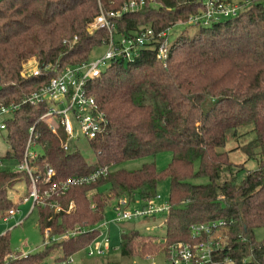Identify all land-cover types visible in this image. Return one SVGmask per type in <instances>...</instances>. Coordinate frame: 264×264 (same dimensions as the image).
Returning <instances> with one entry per match:
<instances>
[{"label":"trees","instance_id":"16d2710c","mask_svg":"<svg viewBox=\"0 0 264 264\" xmlns=\"http://www.w3.org/2000/svg\"><path fill=\"white\" fill-rule=\"evenodd\" d=\"M126 1L0 0V105L19 102L41 85L39 78L21 75L30 59L41 67L59 68L89 59L106 37L104 30H88L99 7L118 9ZM145 2L140 11L117 19L120 31L130 34L150 26L160 32L176 24L197 30L190 37L182 33L171 40L166 65L155 58V43H149L135 62L114 64L89 83L105 115L104 132L88 141L94 162H87L77 148L63 149L64 131L58 128L54 134L39 119L43 105H23L7 119L4 157L16 163L22 160L29 129L34 127L31 140L39 156L32 163V176L39 192L47 187L42 180L46 163L54 170L51 182L89 174L99 166L109 171L54 195L58 211L42 205L33 208L42 236L46 228L51 235L75 226L85 232L26 255L11 252L7 234H2L0 264H40L56 252L64 257L81 252L97 235L93 228L103 220L107 199L133 200L136 194L141 202L147 201L164 179L170 180L164 236L157 243L151 237L135 241L144 236L131 230L121 239L122 256L164 253L168 244L191 240V224L221 218L226 245L213 254L214 259L219 264L225 258L231 264H264V241L254 236V230L264 226V0H239L235 16L207 26L187 24L189 15L202 7L201 0ZM74 36L75 42L63 44ZM161 151L171 154L163 170L150 162L134 170L110 171L126 160ZM247 161L253 162L252 169H246ZM243 170L246 173L237 182ZM21 178L28 182L26 197L31 190L29 174L0 165V216L17 209L18 201L9 198L8 189ZM194 178L207 182L193 183ZM106 184L110 198L99 190ZM136 243L141 249L153 243L157 250L140 253ZM11 253L16 257L10 258Z\"/></svg>","mask_w":264,"mask_h":264},{"label":"built area","instance_id":"2783aa9c","mask_svg":"<svg viewBox=\"0 0 264 264\" xmlns=\"http://www.w3.org/2000/svg\"><path fill=\"white\" fill-rule=\"evenodd\" d=\"M202 7L189 15L187 24L209 25L211 22L223 17L235 16L240 10V6L230 0H201ZM145 0H127L118 9L103 10L99 7L98 14L89 23L88 30L101 29L106 32V37L99 46L106 47L103 55L93 61L87 59L80 63L58 67L47 64L39 66L35 59L27 61L23 65L21 75L26 77H37L42 82L35 90L31 91L19 102H12L0 105V130L6 128V121L23 105L44 106L45 110L39 117L49 127L52 133H57L61 128L65 133V140L62 147L65 151L70 150L68 142L79 136L87 141L96 139L104 132L105 115L99 109L96 99L90 93L89 83L109 69L112 65L122 63L123 65L133 63L140 56L144 47L149 43H155V58L166 65L169 56L170 40L169 30L154 32L150 26H140L131 31L130 34L124 33L117 28V19L126 14L136 13L143 9ZM77 40L74 36L72 41L64 39L63 44L73 43ZM34 127H30V136L26 142L23 158L15 165L16 171H25L31 178V190L28 197L32 200L31 210L35 205L50 206L55 211L61 209L59 203L53 199L54 195H59L68 189L70 185L87 184L96 180L101 175L108 173L107 166H99L89 174L70 176L63 181H52L54 170L49 164H45V175L42 177L43 184L47 187L39 192L32 176L35 167L32 163L39 156L36 146L31 140ZM0 165L2 163L0 162ZM25 198V197H24ZM159 195L147 201H142L139 208L126 210L129 201L119 202L115 208L116 215L109 222L101 221L94 226L97 231L96 237L82 250L87 256L103 255L110 247L109 227H106V235H103L102 225L113 224L131 217H153L158 214L163 215L169 210L168 201L158 202ZM127 199V198H125ZM129 200V199H127ZM17 209H10L7 216H13ZM86 230L80 226L65 229L61 234L51 235L50 229L43 231V244L48 246L53 242H58L66 238H74ZM225 221L223 219H212L207 222L193 223L189 226L190 241L174 242L168 244L164 254L167 264H219L213 254L221 251L226 245L225 240ZM58 256L50 261L44 259L40 264H70L72 257H64L61 252H56ZM27 253L22 252L21 255ZM10 258L16 255L11 253ZM224 264H231L233 261L225 258Z\"/></svg>","mask_w":264,"mask_h":264},{"label":"rangeland","instance_id":"374dc122","mask_svg":"<svg viewBox=\"0 0 264 264\" xmlns=\"http://www.w3.org/2000/svg\"><path fill=\"white\" fill-rule=\"evenodd\" d=\"M232 3L239 5V0H231ZM196 28L188 25L176 24L169 30V40L179 36L184 33L188 37L192 36L196 32ZM106 47L96 46L92 49L89 55V60L93 61L103 55ZM32 61V59L30 60ZM5 131L0 130V161L2 167L5 169L14 170L17 164L10 159L5 158L6 150L8 149L7 142L4 138ZM231 142L228 143L230 145ZM70 149H79L82 156L87 162H94V155L89 147L88 141L79 136L69 140L68 142ZM238 159V156L233 157V161ZM171 160V154L169 151H161L155 156H144L141 158L126 160L118 165L113 166L110 171L113 172L117 169L124 170H134L140 168L144 163L154 162L158 170H163ZM254 164L252 161H247L246 169H252ZM246 170H243L236 177L237 182H240L244 177ZM193 183H205L207 178H194L191 179ZM27 180L21 178L15 183L11 188L8 189L9 198L17 202V212L13 216H0V235L7 234L9 240V246L11 252L17 253H36L43 249V236L39 230L38 217L36 209L31 210L32 200L28 196L25 197L27 193ZM101 192H105L109 195L110 186L109 184L99 187ZM170 190V180L164 179L160 181L156 187V195H159L158 202L168 201ZM25 197V198H24ZM24 198V199H21ZM110 198V195H109ZM20 199V200H19ZM129 201L126 210H132L134 208H139L141 206V200L138 195H133V200H127L125 197L114 198L106 201V206L104 208L103 222L111 221L116 215V206L119 202ZM113 224H105L101 226V231L103 235H106V227H109V237H110V247L111 249L103 255L87 256L83 251L73 255L72 262L70 264H107L111 262L113 264H167L165 254L163 252H157L154 254L142 255H132L130 257L122 256L120 252L121 239L124 235L130 233L131 230H137L142 238H135V241L146 242L148 237L152 238V242L157 243L165 234L166 224L163 222V215L158 214L153 217H131L129 219H124L119 222H111ZM146 236V237H145ZM254 236L257 241H264V226L258 227L254 230ZM158 239V240H157ZM222 240H225V238ZM153 243H147L145 249H141V244L136 243V251L140 252L146 249H156L157 245ZM53 257L58 256L57 253L52 254ZM53 257L48 256L47 261H50Z\"/></svg>","mask_w":264,"mask_h":264}]
</instances>
